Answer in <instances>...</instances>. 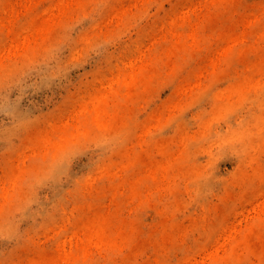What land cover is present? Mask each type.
Listing matches in <instances>:
<instances>
[{
  "label": "rangeland",
  "instance_id": "374dc122",
  "mask_svg": "<svg viewBox=\"0 0 264 264\" xmlns=\"http://www.w3.org/2000/svg\"><path fill=\"white\" fill-rule=\"evenodd\" d=\"M0 264H264V0H0Z\"/></svg>",
  "mask_w": 264,
  "mask_h": 264
},
{
  "label": "bare ground",
  "instance_id": "6f19581e",
  "mask_svg": "<svg viewBox=\"0 0 264 264\" xmlns=\"http://www.w3.org/2000/svg\"><path fill=\"white\" fill-rule=\"evenodd\" d=\"M251 6V5H250ZM243 14V13H242ZM248 15H249V13H248Z\"/></svg>",
  "mask_w": 264,
  "mask_h": 264
}]
</instances>
